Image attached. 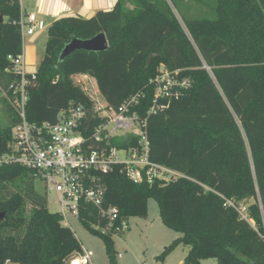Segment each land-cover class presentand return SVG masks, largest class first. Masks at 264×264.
I'll list each match as a JSON object with an SVG mask.
<instances>
[{"label":"trees","instance_id":"trees-1","mask_svg":"<svg viewBox=\"0 0 264 264\" xmlns=\"http://www.w3.org/2000/svg\"><path fill=\"white\" fill-rule=\"evenodd\" d=\"M170 1L175 5L173 0H118L89 18L53 20L37 84L29 92L28 119L55 123L71 105L90 109L88 92L74 80L82 73L96 79L114 107L140 94L132 109L148 117L150 158L185 177L135 183L122 164H114L96 182L106 188L104 206L117 207L123 219L146 217L148 201L155 199L163 223L180 233L162 260L185 245V264L209 258L217 264H264V0H214L216 16L201 19L186 17L175 5L184 25ZM0 16V87L9 95V85L19 79L9 56L24 49L20 0H0ZM100 32L107 36V50H77L60 61L73 38ZM162 66L180 70L191 86L167 109L148 115L151 80ZM3 109L9 124H0V156L10 151L18 122L10 100ZM34 182L26 167L0 165V264H68L84 256L80 240L62 224L59 212L50 211ZM241 204L247 218L236 208ZM80 220L103 240L116 264L114 232L92 226L100 220L98 210L84 203Z\"/></svg>","mask_w":264,"mask_h":264},{"label":"built area","instance_id":"built-area-1","mask_svg":"<svg viewBox=\"0 0 264 264\" xmlns=\"http://www.w3.org/2000/svg\"><path fill=\"white\" fill-rule=\"evenodd\" d=\"M19 23L23 41L26 36L47 29L45 20L36 12L21 13ZM9 59L19 79L9 85L11 94L5 93V96L13 104L18 122L12 128L10 151L0 156V165H21L33 171L34 178L44 181L48 192L58 195L62 224L71 227L70 218H80L82 205L88 203L100 215V220L92 223L96 230L113 231L116 235L130 228L129 219L120 218L117 207L104 206L106 188L96 183L98 174L108 172L114 164H122L127 177L135 183L170 182L185 177L183 173L150 158L148 117H142L132 109L138 104L140 94L114 107L100 94L99 88L89 90L87 81L92 76L78 74L74 77H82L77 79V83L87 86L83 88L93 106L88 109L82 103L71 105L60 111L55 123L32 122L28 119L27 104L30 89L37 84V70H28L24 50L17 57L10 55ZM151 82L154 96L148 115L167 109L172 99L180 98L191 86L190 79L182 77L180 70L163 66ZM88 118L91 122L87 121ZM115 139L122 143L115 145ZM236 208L247 218L245 204ZM81 260L82 264H89L91 253L85 251Z\"/></svg>","mask_w":264,"mask_h":264},{"label":"rangeland","instance_id":"rangeland-1","mask_svg":"<svg viewBox=\"0 0 264 264\" xmlns=\"http://www.w3.org/2000/svg\"><path fill=\"white\" fill-rule=\"evenodd\" d=\"M173 1L179 12L186 17L201 19L214 18L216 16L214 0H206L204 3H198L195 0ZM171 5L184 25L181 14L173 2H171ZM45 49L46 43H43L42 39L39 40L36 45L35 60L30 63L31 70L38 69L41 57L45 54ZM77 79H82V77H74L76 83ZM80 85L84 87V85ZM87 86L91 91H95L98 88L97 81L92 77L90 81H87ZM87 86L84 88H87ZM6 101L7 97L0 87V124L2 127H6L9 124L3 109ZM34 183L36 191L46 199L50 211L58 212L60 209V205L57 202L58 195L55 192H48L45 182L41 179L35 178ZM70 224L71 229L75 233L74 235L80 240L83 249L91 253L89 264H114L107 254L103 240L90 232L83 225L80 218H70ZM129 225L130 228L127 231L114 235L116 264H180V261L186 256L189 247L181 245L176 247L165 260L160 258L165 247L170 245L175 238L179 237L180 233L168 228L163 223L160 216L159 204L155 199L150 198L148 201V215L146 217H131ZM78 258L81 259L82 256ZM68 264H71V262ZM202 264H217V260L214 258L205 259L202 261Z\"/></svg>","mask_w":264,"mask_h":264},{"label":"crops","instance_id":"crops-1","mask_svg":"<svg viewBox=\"0 0 264 264\" xmlns=\"http://www.w3.org/2000/svg\"><path fill=\"white\" fill-rule=\"evenodd\" d=\"M117 1L118 0H26L25 3V0H20V3L21 13L26 15L36 12L40 18L45 20L48 29L50 23L57 18L64 16H81L89 18L98 10L112 9ZM47 29L24 38V57L26 65H28V70L30 71H33L30 69V63L35 60L36 45L39 40L42 39L43 43L45 42L47 44ZM42 58L43 56L41 60ZM185 258L186 256L180 261V264H185Z\"/></svg>","mask_w":264,"mask_h":264},{"label":"water","instance_id":"water-1","mask_svg":"<svg viewBox=\"0 0 264 264\" xmlns=\"http://www.w3.org/2000/svg\"><path fill=\"white\" fill-rule=\"evenodd\" d=\"M3 17L0 16V20ZM109 48V42L105 32H100L92 38L82 39V38H73L70 42H68L65 47L62 49L59 59L63 61L66 57L71 55L73 52L77 50H85L89 52H101L105 51ZM156 53L151 54L148 58V63L150 64L153 57H155ZM88 122H91V118H88Z\"/></svg>","mask_w":264,"mask_h":264},{"label":"bare ground","instance_id":"bare-ground-1","mask_svg":"<svg viewBox=\"0 0 264 264\" xmlns=\"http://www.w3.org/2000/svg\"><path fill=\"white\" fill-rule=\"evenodd\" d=\"M71 264H82V260L80 258H75L71 261Z\"/></svg>","mask_w":264,"mask_h":264}]
</instances>
